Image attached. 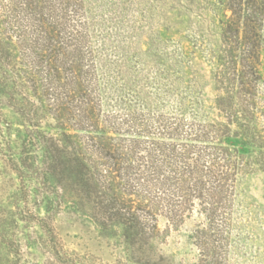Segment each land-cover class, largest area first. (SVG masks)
<instances>
[{
    "label": "rangeland",
    "instance_id": "rangeland-1",
    "mask_svg": "<svg viewBox=\"0 0 264 264\" xmlns=\"http://www.w3.org/2000/svg\"><path fill=\"white\" fill-rule=\"evenodd\" d=\"M222 2L0 0V264H264V167L216 193L211 218L197 197L170 195L172 217L151 180L179 166L184 142L250 151L240 136L185 135L225 124L216 78L232 12ZM262 14L252 82L260 130ZM232 47L239 68L242 44Z\"/></svg>",
    "mask_w": 264,
    "mask_h": 264
},
{
    "label": "trees",
    "instance_id": "trees-1",
    "mask_svg": "<svg viewBox=\"0 0 264 264\" xmlns=\"http://www.w3.org/2000/svg\"><path fill=\"white\" fill-rule=\"evenodd\" d=\"M263 1L223 0L224 9L232 12L230 16L224 13L225 20L222 23L221 33L222 44L225 46L221 57L223 71L220 72L219 78H216L218 83L216 104L224 115L225 124L216 122L196 128L189 126L188 132L185 133L190 139L204 141L240 136L244 140L242 145L249 147L250 151L246 155L242 149L236 146L226 147L218 141L196 148L195 145L184 142L181 145L182 152L179 154L178 167H174L167 175L155 169L151 172L154 186L161 190V195L167 197L163 199H166V207H168L166 211L172 214V217L177 216L180 209L176 203L177 209L173 207L174 201L170 195L177 196L183 201L186 199L185 196L197 197L204 203L202 212L211 218L218 204L216 193L220 195L218 196L220 198L223 191L232 186L236 175L246 168L264 167L261 157L264 149V129H258L256 108L252 104V82L257 76L256 46L263 16ZM240 31L243 34L241 39ZM233 43L242 44L240 57L237 59L239 68L234 66L235 56L231 54ZM73 83L77 85L76 78ZM91 102L92 100L87 98L84 104L91 108ZM92 112L88 111V114L82 117L86 126L90 128H94L97 122V115ZM231 124H234L238 130L231 132L229 128ZM207 183L210 185L208 187L210 190L205 188ZM188 187L194 190V195L188 193ZM212 189L215 190L213 193ZM138 206L142 207L143 204L139 203ZM150 208L151 210L144 211L152 217L154 212L152 214L151 205Z\"/></svg>",
    "mask_w": 264,
    "mask_h": 264
}]
</instances>
